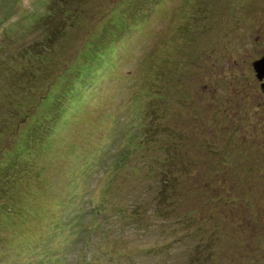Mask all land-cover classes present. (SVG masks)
<instances>
[{
	"label": "rangeland",
	"instance_id": "obj_1",
	"mask_svg": "<svg viewBox=\"0 0 264 264\" xmlns=\"http://www.w3.org/2000/svg\"><path fill=\"white\" fill-rule=\"evenodd\" d=\"M263 57L264 0H0V153L31 148L0 183V264H264ZM164 157L191 216L154 252L128 213Z\"/></svg>",
	"mask_w": 264,
	"mask_h": 264
},
{
	"label": "trees",
	"instance_id": "obj_2",
	"mask_svg": "<svg viewBox=\"0 0 264 264\" xmlns=\"http://www.w3.org/2000/svg\"><path fill=\"white\" fill-rule=\"evenodd\" d=\"M115 14V8L110 10V17H112ZM109 16V15H108ZM120 21V20H118ZM115 21H110V24H114ZM120 23H122L120 21ZM149 130V129H148ZM144 135H146L145 138L142 139V142L144 141L145 145L150 142V141H154L155 144L156 142H158V135H159V128L156 131V127L153 129H150L149 131L145 132ZM147 138V140L145 141V139ZM17 139L19 141H23V139L21 137H18ZM20 143V142H19ZM23 148H19V147H14L13 144H8L9 148H5L7 155H9V159H0V183L3 181H11L10 184L7 185L8 187H12L13 184H15L18 180H21V175H20V168L21 166L27 164L28 162H30V157H29V151L31 150L30 148V143H24L22 142ZM3 146H7V143L1 144ZM12 147L15 149H12ZM6 153H0V156L4 158V155ZM170 159H172L171 157H164V159L161 158V160L156 159L155 162H153V164H151V166H149L150 172H152L154 174V176L158 177L160 179V181H162V186L160 189H158L157 191V196L154 202L147 204V208L143 210L144 207H138V209L136 211H131L128 213V218L130 220V223H132L134 226L133 227H140V229H142L143 231H145L146 233L151 232V230L155 227V228H161L162 233V240L163 242L160 243L159 245L157 244H152L151 250H153L154 252L157 251L161 252L163 250H167L169 248V244H172V242H178L181 243L183 242V240H181V238L176 239V238H172L170 236L171 232L170 229H167V227L170 226L169 223L173 224V228L177 227L180 224H184L185 222V217H189L191 215H189V213L183 214L182 216H176L175 218L171 219L175 212H174V208H173V194L176 192V188L177 185L174 182L173 179L170 178V172L166 173V169L165 166L168 165L166 163H170ZM30 164V163H29ZM170 165V164H169ZM168 165V166H169ZM170 167V166H169ZM184 166L183 164L178 166L179 171H183L184 170ZM159 170V171H157ZM14 177V178H12ZM3 184V183H2ZM4 189H6V184L4 182L3 186H0V194H2V192L4 191ZM11 201L13 199V195L11 196ZM186 197V196H185ZM25 198V197H23ZM1 200H6L3 198V194L0 195V202ZM20 201V199H19ZM8 202V200H7ZM9 204V203H8ZM152 204V205H151ZM149 207H154V211L152 210L151 214H147V210ZM89 209L91 210V212H97L98 211V204L92 203L91 201L89 202ZM14 211H10L9 209H7L8 213L10 212L13 216H19L18 219L22 221V224H25L27 216L25 215V207L24 205H21L19 209H13ZM57 214V213H56ZM55 214V215H56ZM11 215V216H12ZM15 216V217H16ZM64 217V212L62 213V218ZM154 218H159L161 219V223H156V221L154 222ZM164 218V219H163ZM13 224H11L10 226H5L4 227V234L6 235V237L8 239L13 240L16 231L19 229L17 228L16 224L19 225L21 224V222L18 220L17 222H15L13 219H11ZM170 221V222H168ZM128 223V221H127ZM191 223H195V219L194 220H190L189 222ZM188 223V224H189ZM89 226H86L87 231L92 230V226H90V224H87ZM22 226V225H20ZM27 226V225H26ZM63 226V224H62ZM152 227V228H151ZM64 228V226H63ZM12 229V231H11ZM138 230H140L139 228H137ZM136 230V229H135ZM6 232V233H5ZM149 232V233H150ZM35 237V235L33 236ZM32 237V238H33ZM134 252V251H132ZM130 252L129 254H126V257L132 258L131 256L135 253ZM146 254H148L150 252V250H145ZM153 253V252H152Z\"/></svg>",
	"mask_w": 264,
	"mask_h": 264
},
{
	"label": "water",
	"instance_id": "obj_3",
	"mask_svg": "<svg viewBox=\"0 0 264 264\" xmlns=\"http://www.w3.org/2000/svg\"><path fill=\"white\" fill-rule=\"evenodd\" d=\"M253 70L255 72L256 78L262 80L264 78V57L260 60H257L252 64ZM264 92V83L261 85Z\"/></svg>",
	"mask_w": 264,
	"mask_h": 264
},
{
	"label": "bare ground",
	"instance_id": "obj_4",
	"mask_svg": "<svg viewBox=\"0 0 264 264\" xmlns=\"http://www.w3.org/2000/svg\"><path fill=\"white\" fill-rule=\"evenodd\" d=\"M86 104V103H85ZM201 154V153H200ZM205 157V156H204ZM202 159V158H201ZM102 167V166H101Z\"/></svg>",
	"mask_w": 264,
	"mask_h": 264
}]
</instances>
